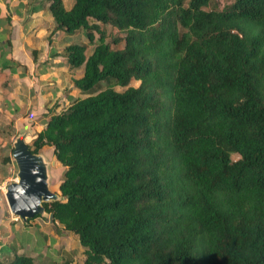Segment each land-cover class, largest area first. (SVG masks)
<instances>
[{
  "label": "trees",
  "instance_id": "obj_1",
  "mask_svg": "<svg viewBox=\"0 0 264 264\" xmlns=\"http://www.w3.org/2000/svg\"><path fill=\"white\" fill-rule=\"evenodd\" d=\"M210 1L46 0L52 32L92 46L62 48L83 96L30 147L52 146L46 210L84 249L52 264H264V0Z\"/></svg>",
  "mask_w": 264,
  "mask_h": 264
},
{
  "label": "rangeland",
  "instance_id": "obj_2",
  "mask_svg": "<svg viewBox=\"0 0 264 264\" xmlns=\"http://www.w3.org/2000/svg\"><path fill=\"white\" fill-rule=\"evenodd\" d=\"M62 1L65 8L72 4V0ZM232 1L211 0L210 7L221 8ZM0 9L3 11L0 18V40L3 42L0 44V155L4 156L11 155L9 144L20 128L38 133L44 128L51 110L61 111L67 107L69 97L83 96L73 85L82 69L67 65L62 48L68 43H84L88 53L92 46L87 44L80 31L72 35L59 30L52 32L54 26L48 16L46 0H0ZM36 11L39 12L37 15ZM104 29L107 41L121 35L110 26ZM12 47L17 60L8 58ZM137 84L138 81H132V85ZM30 147H33L32 142ZM38 152L51 162L50 188L60 194L58 185L62 178V165L53 156L52 146L45 144ZM231 158L235 159L237 155L233 154ZM13 167L16 172L14 162ZM4 211L0 212V254L11 247L18 253L31 254L38 264L61 260L83 262L84 249L77 236L62 225L35 217L34 222L28 225L21 223V232L13 227L9 230L2 224ZM12 234L14 239L8 242L5 238Z\"/></svg>",
  "mask_w": 264,
  "mask_h": 264
},
{
  "label": "water",
  "instance_id": "obj_3",
  "mask_svg": "<svg viewBox=\"0 0 264 264\" xmlns=\"http://www.w3.org/2000/svg\"><path fill=\"white\" fill-rule=\"evenodd\" d=\"M38 133L20 128L11 142V158L16 166V177L7 183L3 193L9 212L23 223L38 216L52 223L53 214L45 204L63 200L62 194L50 188V161L42 152H33L30 143ZM59 186V185H58Z\"/></svg>",
  "mask_w": 264,
  "mask_h": 264
},
{
  "label": "crops",
  "instance_id": "obj_4",
  "mask_svg": "<svg viewBox=\"0 0 264 264\" xmlns=\"http://www.w3.org/2000/svg\"><path fill=\"white\" fill-rule=\"evenodd\" d=\"M38 13L39 12L36 11L35 14L37 15ZM2 15H3V11L0 9V18L2 17ZM48 16H49L50 20L52 21V18L50 17L51 15L49 14ZM52 23H53V21H52ZM1 30L2 29L0 28V31ZM2 43H3L2 40H0V44H2ZM14 51H15V49L12 47V52H11V54H8V58L12 59V60H17V57L14 54ZM7 71H8V73H10L9 69ZM15 177H16V172H15V169L13 167L12 161L6 162L5 158H3V156L0 155V187H1V189H0V212L6 210V211H4L5 213H2L3 218H1V220L4 219L2 221V224L5 226V228H8L9 230L12 229V227H13L16 231L20 230V232H21V230H22L21 223L23 225V222L20 220V223H19L18 218H16L15 216H13L9 212L6 201H5L4 196H3V193L5 191V187H6L7 183L14 180ZM34 219H32L30 221V223L34 222L33 221ZM5 239L8 242H10L12 239H14V235L12 234L11 237L9 235Z\"/></svg>",
  "mask_w": 264,
  "mask_h": 264
},
{
  "label": "flooded vegetation",
  "instance_id": "obj_5",
  "mask_svg": "<svg viewBox=\"0 0 264 264\" xmlns=\"http://www.w3.org/2000/svg\"><path fill=\"white\" fill-rule=\"evenodd\" d=\"M49 203L45 204V208L48 206Z\"/></svg>",
  "mask_w": 264,
  "mask_h": 264
},
{
  "label": "built area",
  "instance_id": "obj_6",
  "mask_svg": "<svg viewBox=\"0 0 264 264\" xmlns=\"http://www.w3.org/2000/svg\"><path fill=\"white\" fill-rule=\"evenodd\" d=\"M0 189H1V187H0Z\"/></svg>",
  "mask_w": 264,
  "mask_h": 264
}]
</instances>
